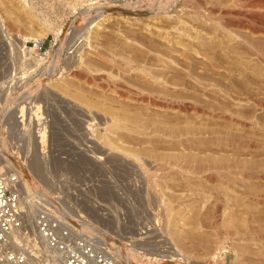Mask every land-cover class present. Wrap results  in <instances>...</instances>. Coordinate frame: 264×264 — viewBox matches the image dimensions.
I'll return each mask as SVG.
<instances>
[{"label": "rangeland", "instance_id": "rangeland-1", "mask_svg": "<svg viewBox=\"0 0 264 264\" xmlns=\"http://www.w3.org/2000/svg\"><path fill=\"white\" fill-rule=\"evenodd\" d=\"M136 1L110 3L135 6ZM210 1L215 7L225 6L222 1L202 0L205 7L213 5ZM18 2L0 0V79L22 70L17 38L44 39L47 62L56 64L63 59L62 75L49 79L52 84L44 87L40 102L44 104L47 132L26 140L30 157L38 155V163L45 169L35 175L36 168L28 162L41 184L56 188L61 180H73L88 217L109 238L111 234L127 246L126 264H264V129L255 121L264 119V106L244 98L223 102L202 90L217 89L228 96L232 85L226 81L230 75L212 72L201 54L215 56L216 67H223L221 72L228 67L263 79L264 66L249 57L219 52L217 32L203 27V10L199 12L192 2L180 12L170 9L168 16L157 20L151 18L148 8L120 6L124 11L107 16L89 41L85 38L86 22L82 17L76 20L82 8L80 0H34L36 20L23 12ZM178 42L189 52L179 48ZM193 49L203 53H192ZM183 54L190 59H182ZM76 58L80 61L73 64ZM229 79L240 86L238 78L231 75ZM135 94L156 97L165 107L136 102L132 98H137ZM192 105L203 114H194ZM235 113L247 122L244 128L237 126ZM115 115L123 119L130 116L129 120L144 122L150 132L163 135L105 132L104 126ZM228 115L234 116V122L225 119ZM97 131L108 133L115 148L98 141ZM127 150L141 154L143 166L153 163L150 167L173 166L175 170L169 172L171 177L155 180L158 188L151 190L142 176L143 167L126 155ZM163 197L170 200L169 213L161 205Z\"/></svg>", "mask_w": 264, "mask_h": 264}, {"label": "built area", "instance_id": "built-area-1", "mask_svg": "<svg viewBox=\"0 0 264 264\" xmlns=\"http://www.w3.org/2000/svg\"><path fill=\"white\" fill-rule=\"evenodd\" d=\"M28 1L34 5V0ZM80 3L76 20L82 17L85 29L89 18H107L113 6L148 8L145 0L135 6L110 0ZM17 41L22 70L8 76L0 87V264H126L127 246L105 240L106 231L83 210L73 180H61L56 188L42 184L31 195L26 191L22 176L31 159L26 140L47 132L40 102L56 61L47 62L46 40Z\"/></svg>", "mask_w": 264, "mask_h": 264}, {"label": "bare ground", "instance_id": "bare-ground-1", "mask_svg": "<svg viewBox=\"0 0 264 264\" xmlns=\"http://www.w3.org/2000/svg\"><path fill=\"white\" fill-rule=\"evenodd\" d=\"M18 1V0H17ZM225 2L224 3V7L223 8H218V6L217 7H215L214 6V4L211 2V4H213V5H208L207 7H205V5H204V3L202 2V0H145V3H146V5H147V7H148V9L150 10V13L149 14H151L150 16H151V18L152 19H154V20H157V19H155V18H158V17H161V16H168L169 15V12H170V9H175V10H177V11H179L180 10V8L181 7H184V6H186V4H187V6H188V4H189V2H192L191 4L196 8V9H198V11L199 10H203V17H205L204 19H203V17H201L203 20H206L205 22L203 21V23L202 24H204L205 23V26L203 25V27L204 28H206V30H215L217 33H216V36H217V38L219 39L218 40V48H219V52H221L222 54H238V55H241V57L242 56H244V57H249V58H252V60L253 59H255V60H257V62H259V63H257V64H259V66H260V64L261 65H263L264 66V0H217V1H215V2ZM137 2V1H136ZM210 2H208V3H210ZM214 2V3H215ZM206 3H207V1H206ZM205 3V4H206ZM18 4H19V8L23 11V12H25L26 14H28L29 16H31V18H33V19H37L38 18V15H36L35 14V12H34V7L32 6V4L31 3H29L28 2V0H19V2H18ZM217 4H220V3H217ZM221 4H223V3H221ZM138 5H142V4H138ZM207 5V4H206ZM221 6V5H220ZM128 8V7H127ZM134 8V10H136L135 8H138V9H141V7L140 6H136V7H131V8H129V9H133ZM192 8V7H191ZM237 8H240L241 10H237ZM124 9V8H123ZM122 8H120V6H113V7H111L110 8V16H111V14H114V13H116V14H119V13H121V12H123L124 10H123ZM242 9H244V10H242ZM146 10H147V8H146ZM128 11V10H127ZM132 12H134V11H132ZM176 12V11H175ZM180 12V11H179ZM199 12H201V11H199ZM109 13V12H108ZM178 13V12H177ZM183 13V12H182ZM108 16V15H107ZM182 16V15H181ZM180 16V17H181ZM194 16V15H193ZM200 16V15H199ZM179 17V16H178ZM199 18V17H198ZM39 19V18H38ZM83 19V18H82ZM177 19V18H176ZM106 21V16L104 17V15H101V16H99V17H96V18H89L88 19V24H87V26H86V30H85V32H86V39H87V41H89L91 38H92V34H93V32H94V30L96 31L98 28H100V26H101V24H99L100 22H102V21ZM104 21V22H105ZM199 21V20H198ZM156 22V21H155ZM200 22V21H199ZM179 23L180 24H182V21H179ZM201 23V22H200ZM157 24V23H156ZM182 25H184V24H182ZM85 29V28H84ZM49 30V29H48ZM200 30V29H199ZM204 30V29H203ZM207 31V32H208ZM52 32V31H51ZM215 33V32H214ZM200 34V33H199ZM85 35V34H84ZM83 35V36H84ZM209 35H211V34H209ZM213 36V35H212ZM208 37V36H207ZM209 38H210V36H209ZM215 38V37H214ZM213 38V39H214ZM216 38V39H217ZM202 39V38H201ZM24 40H28V39H26V38H24ZM30 40V39H29ZM33 40V39H32ZM35 40H41V39H35ZM200 40V39H199ZM199 40H198V42H199ZM215 40V39H214ZM195 41H196V39H195ZM204 43V42H203ZM214 43V42H213ZM199 44H201V43H199ZM177 46H179V48L181 47V48H183V49H186V51L185 52H189V50L187 51V48L184 46V44H182V43H180V42H178L177 43ZM197 46V45H196ZM209 47V46H208ZM207 47V48H208ZM217 48V49H218ZM190 49V48H189ZM215 50V49H214ZM193 52L192 53H199V51H198V49L196 50V49H193L192 50ZM204 51H207L206 49L204 50ZM216 51V50H215ZM184 52V53H185ZM200 52H202V51H200ZM209 52V51H208ZM203 53V52H202ZM201 54V53H200ZM207 54V53H206ZM210 54H211V52H210ZM184 55V54H183ZM203 57H204V59L205 60H203L204 62L203 63H205V65H207L206 67L208 68V66H209V69L212 71V72H216V74L218 73L219 75L221 74L222 76L224 75V74H226V76H227V74L228 75H232L234 78H238V84H240V86L242 85V88L243 89H241L240 88V86L238 87V85H237V81H236V84H235V82L233 83V82H231V80L229 79V77L226 79V81L227 82H229V85H232L231 87H230V95H224L223 93H221L220 91H218L217 89V91L215 90V89H208L207 87H203L204 89H202L201 87V89L202 90H207V92L208 93H210L209 95H211L212 94V98H217V99H222V101L223 100H225V101H227L228 99H232V98H234V99H238V98H241V101H242V98H244V100L246 99L247 101H251V103L253 102L254 104H256L258 107L260 106V107H263L264 106V78L263 79H260L259 77L258 78H256V77H253V76H247V75H243L242 74V72L241 71H238V70H234V69H232V68H230L231 69V71L230 70H228V67L226 68V71L224 70V72H221L220 71V69H222L221 67H220V69L218 68V67H216V66H218V65H216L215 64V62H216V59L214 58V57H211V56H208V55H205V54H201ZM237 55V56H238ZM189 56V55H188ZM188 56H181L182 57V59L183 58H185L186 60H189L188 59ZM213 56V55H212ZM232 56H234V55H232ZM232 56H230V57H232ZM236 56V55H235ZM179 57V56H178ZM222 57V56H221ZM225 57V56H224ZM227 57H229V56H227ZM229 57V58H230ZM184 59V60H185ZM192 59V58H191ZM219 59V58H218ZM250 60V59H249ZM254 60V61H255ZM54 61V60H53ZM79 61L80 60H78V58H76V59H74V61H73V64L75 63V64H78L79 63ZM192 61V60H191ZM228 61V60H227ZM251 61V60H250ZM185 62V61H184ZM221 62V61H220ZM57 63H59V62H57ZM54 64V70H55V73L53 74H51L50 75V77H52V76H54V75H62L61 73L62 72H58V73H56V70H57V65L58 64ZM232 63V62H231ZM196 64V63H195ZM199 64V63H198ZM222 64V63H221ZM229 64H230V61H229ZM190 65V64H189ZM189 65H187L186 64V66H189ZM183 66V65H182ZM184 66H185V64H184ZM234 66H235V64H234ZM234 66H232L233 68H234ZM237 66V65H236ZM262 66V67H263ZM190 67V66H189ZM195 67V66H194ZM182 68V67H181ZM200 68V67H199ZM239 68H240V66H239ZM238 68V69H239ZM204 69V68H203ZM208 69V70H209ZM179 70V69H178ZM208 70H207V72H208ZM209 70V71H210ZM63 71V70H62ZM177 71V70H176ZM183 71V70H182ZM203 71V70H202ZM244 71V70H243ZM181 72V71H180ZM192 72V71H191ZM205 72V71H204ZM200 73V72H199ZM244 73V72H243ZM194 74V73H193ZM208 74V73H207ZM248 74V73H247ZM58 75V76H59ZM144 75V74H143ZM196 75H198V74H196ZM9 75H6L5 76V78H4V80L8 77ZM175 76V75H174ZM198 76H200V75H198ZM212 76H214V75H212ZM256 76V75H255ZM144 77V76H143ZM173 77V76H172ZM176 77H178V76H176ZM209 77V76H208ZM224 77V76H223ZM261 77V76H260ZM60 78V77H59ZM206 78V77H205ZM214 78H215V76H214ZM139 79V78H138ZM140 79H141V77H140ZM144 79V78H143ZM146 79V78H145ZM51 80V79H50ZM52 80H53V78H52ZM51 80V81H52ZM148 80V79H147ZM146 80V81H147ZM204 80V79H203ZM222 80V79H221ZM224 80V79H223ZM233 80H235V79H233ZM149 81V80H148ZM225 81V82H226ZM154 82V81H153ZM148 83H150V82H148ZM201 83V82H200ZM2 84H3V81H2V79H0V87L2 86ZM50 84H52L51 82H50ZM50 84H48V85H50ZM192 84V83H191ZM205 84V83H204ZM227 84V83H226ZM199 85V84H198ZM194 86V85H193ZM197 86V85H196ZM195 87V86H194ZM210 87V86H209ZM215 87V86H214ZM225 87H227V86H225ZM123 88V87H122ZM183 88V87H182ZM200 88H197V89H199L200 90ZM217 88V87H216ZM228 88V87H227ZM240 88V89H239ZM196 89V90H197ZM229 89V88H228ZM125 90V89H124ZM195 90V91H196ZM208 90H212V91H208ZM215 90V91H214ZM133 91V90H132ZM177 91V90H176ZM201 91V90H200ZM229 91V90H228ZM128 92V91H127ZM134 92V91H133ZM150 92V91H149ZM152 92V91H151ZM192 92V91H191ZM203 92V91H202ZM223 92V91H222ZM125 93V92H124ZM132 93V92H131ZM145 93V92H144ZM208 93H204V94H208ZM225 93V92H224ZM119 94V93H118ZM117 94V95H118ZM134 94V93H133ZM133 94H131V95H133ZM155 94V93H154ZM181 94V93H180ZM195 94V93H194ZM197 94V93H196ZM226 94H227V92H226ZM122 95L124 96V94L122 93ZM125 95H127V93L125 94ZM130 95V94H129ZM129 95H128V97H129ZM136 95V99H134V97H132L133 98V100H135L136 102L138 101V102H142V103H146V104H148V105H150V106H153V107H161V108H164L163 107V104H161V106H160V104L158 103V101H157V99L158 98H156V97H150V96H148V95H145V94H135ZM134 95V96H135ZM150 95V94H149ZM156 95V94H155ZM188 95V94H187ZM198 95V94H197ZM154 96V95H153ZM178 96V95H177ZM193 96V95H192ZM121 97V96H120ZM188 97H189V95H188ZM187 97V98H188ZM195 97V96H194ZM197 97V96H196ZM129 98H131V97H129ZM179 97H177L176 99H178ZM186 98V97H185ZM214 98V99H215ZM166 99V98H165ZM179 99H181V98H179ZM204 99V98H203ZM130 100H132V99H130ZM200 100V99H199ZM240 100V99H239ZM165 101H167V99L165 100ZM160 102V101H159ZM168 102V101H167ZM224 102V101H223ZM228 102V101H227ZM163 103V102H162ZM166 102H164V104H165ZM173 103V102H172ZM178 103V102H177ZM180 103V102H179ZM197 103V102H196ZM230 103V102H229ZM139 104V103H138ZM184 104V103H183ZM186 104V103H185ZM220 103H218V105H219ZM253 104V105H254ZM174 105H177V104H174ZM182 105V104H181ZM199 105V104H198ZM167 106V105H166ZM170 106V105H169ZM188 106H190L189 104H188ZM201 106V105H200ZM193 107V105L190 107V108H192ZM219 107V106H218ZM248 107H249V105H248ZM183 108V107H182ZM185 108H186V106H185ZM185 108H184V110H185ZM188 108V107H187ZM198 108V107H197ZM196 108V106H194L193 107V111H194V114L195 113H200L201 111L199 110V109H197ZM220 108V107H219ZM177 109V108H176ZM179 109V108H178ZM205 109V108H204ZM225 109V108H224ZM184 110H182L181 109V111H184ZM187 110V109H186ZM203 110V109H202ZM215 110V109H214ZM221 110V109H220ZM257 110H258V108H257ZM261 110V109H260ZM166 111V110H165ZM204 111H206V110H204ZM213 111V110H212ZM229 111V110H228ZM175 112H176V110H175ZM237 112V111H236ZM243 112H245V111H243ZM109 113V112H108ZM111 113H113V111L111 110ZM219 113H220V111H219ZM224 113V112H223ZM118 114V113H117ZM126 114V113H125ZM200 114H203V113H200ZM213 114V113H212ZM218 114V113H217ZM232 114V113H231ZM230 114V115H231ZM239 114V113H238ZM247 114V113H246ZM245 114V115H246ZM109 115V114H108ZM114 115V114H113ZM112 115V116H113ZM122 115V114H121ZM210 115V114H209ZM225 115V114H224ZM227 115V114H226ZM234 115V114H233ZM232 115V116H233ZM241 115V114H240ZM249 115V114H248ZM255 115V114H254ZM258 115V114H257ZM93 116V115H92ZM111 116V117H112ZM123 116H125L124 114H123ZM207 116V115H206ZM211 116V115H210ZM235 116H236V118H235V121H236V124H237V126L239 125L240 127H243L244 125L246 126V124H247V122H245V120H243L242 118H239V117H237V114L235 113ZM239 116V115H238ZM127 117V116H126ZM130 116H128V118H125V119H123V118H120V115L119 116H117L116 117V115H115V117H112L111 118V121H110V124H108V123H106V124H108L107 126H104V128L103 129H105V127H106V129L104 130L105 132H108V131H110L111 129H113L114 131L116 130L117 132L119 131V133H120V131L122 132V133H129V135L130 134H137V135H141V137L142 136H147V135H152V136H161L162 137V135L163 134H160V133H158V132H150L149 131V126H147V124H145L144 122L142 123V122H138L137 120V122H135V120H129L130 118H129ZM215 117V116H214ZM218 117V116H217ZM220 117H222L221 119H222V121H223V119H224V117H223V114H222V116H220ZM234 117V116H233ZM232 117V118H233ZM242 117H243V115H242ZM261 117V116H260ZM109 118V117H108ZM228 119L229 120V118H231V116L229 117V115L227 116V117H225V119ZM231 118V120H233ZM246 118V117H245ZM253 118H255L254 116H253ZM259 118V117H258ZM258 118H255V121H256V124H259V127L260 128H263L264 129V119L261 121H259V119ZM98 119V118H97ZM131 119H132V117H131ZM139 120V119H138ZM230 120V121H231ZM248 120V119H247ZM252 120V119H251ZM97 121V120H96ZM140 121V120H139ZM146 121V120H145ZM108 122V121H107ZM233 122H234V120H233ZM248 122H250V121H248ZM253 122V121H252ZM147 123V122H146ZM151 123V122H150ZM255 123V122H254ZM102 124V123H101ZM255 124V125H256ZM149 125V124H148ZM231 125V124H230ZM255 125H254V127H255ZM103 126V125H102ZM257 126V125H256ZM253 127V126H252ZM244 128V127H243ZM108 129H110V130H108ZM155 129V128H154ZM153 129V130H154ZM234 129V128H233ZM238 130V129H237ZM112 131V130H111ZM110 131V132H111ZM157 131V130H156ZM159 131V130H158ZM224 131V130H223ZM100 132V131H99ZM221 132V131H220ZM244 132V131H243ZM94 133V132H93ZM97 134H98V131L96 132ZM96 133H94V134H96ZM112 133V132H111ZM211 133H213V132H211ZM233 133V132H232ZM246 133V132H245ZM91 134V133H90ZM100 134V135H99ZM98 135L99 136H97V135H95V136H97V140L98 141H100L101 143H103L104 145H106V146H109L110 147V149H114L115 148V144H113V142L108 138V133H104L103 134V132H102V135H101V133H99ZM166 134V133H165ZM214 134V133H213ZM224 134V133H223ZM227 134V133H226ZM225 134V135H226ZM231 134V133H230ZM235 134L237 135V132H235ZM234 134V135H235ZM240 134V133H239ZM119 135V134H118ZM211 135V134H210ZM228 135V134H227ZM241 135V134H240ZM88 136V135H87ZM86 136V137H87ZM90 136V135H89ZM92 136H94V135H92ZM168 136V135H167ZM214 136V135H213ZM221 136H223V135H220V137ZM129 137V136H128ZM151 137V136H150ZM218 137V136H217ZM229 137V136H228ZM131 138V137H130ZM147 138H149V137H147ZM152 138V137H151ZM154 138V137H153ZM172 138V137H171ZM208 138H209V136H208ZM221 138H224V137H221ZM227 137H225V139H226ZM94 139V138H93ZM95 139H96V137H95ZM94 139V140H95ZM115 139V138H114ZM117 139H119V138H117ZM145 139V138H144ZM156 139V138H155ZM201 139V138H200ZM210 139V138H209ZM217 139V138H216ZM232 139V138H231ZM88 140V139H87ZM168 140V139H167ZM152 141V140H151ZM154 141V140H153ZM227 141V140H226ZM229 141V140H228ZM237 141H239V140H237ZM242 141V140H241ZM159 142V141H158ZM219 142V141H218ZM233 142V141H232ZM245 140H244V144H245ZM95 143V142H94ZM216 143V142H215ZM234 143H236V142H234ZM233 143V144H234ZM238 143V142H237ZM242 143V144H243ZM247 143V142H246ZM252 143V142H251ZM96 144V143H95ZM117 144V143H116ZM156 144V143H155ZM222 144V143H221ZM225 144V143H224ZM240 144L241 143H239V146H240ZM241 144V145H242ZM243 144V145H244ZM253 144H254V142H253ZM253 144L252 145H250L251 147L253 146ZM232 145V144H231ZM248 145V144H247ZM247 145H244V146H247ZM258 145V144H257ZM117 146V145H116ZM122 146V145H121ZM118 148H120L119 146H117ZM95 148V147H94ZM101 148V147H100ZM118 148H117V150H118ZM30 149V148H29ZM97 149V148H96ZM121 150H122V148H120ZM123 150H125V149H123ZM28 151V150H27ZM29 151H31V150H29ZM93 151V150H92ZM98 151V150H97ZM94 152V151H93ZM96 152V151H95ZM102 152V151H101ZM100 152V153H101ZM105 152V151H104ZM114 152V151H113ZM127 154L126 155H128L130 158H133L135 161H139V163H140V165H141V167H143L141 170H142V176L144 177V180L146 179L147 181H148V183H149V188L151 189V190H156L158 187H157V185L155 184V180H158L159 178L161 179H165V178H167V176H168V174H169V172L172 170V172H173V170H175L174 169V167L173 166H171V167H166V168H164L163 166L162 167H150V166H153L152 164H150V163H148V166H146V164H145V166H143L142 165V155L140 156L138 153H136V152H134V150L132 151V150H127V151H125ZM137 152H139V151H137ZM117 153V152H116ZM141 153V152H140ZM106 154V153H105ZM125 154V153H124ZM143 154V153H142ZM112 155H114V154H112ZM30 156V155H29ZM38 156V155H37ZM37 156H34V158H32L31 157V159L29 160V161H31L32 163H33V166H34V168H36V174L35 175H37V173H42V170H45V169H42V166L40 165L41 163H38L39 161L37 160ZM103 156H101L100 157V160H102L103 158H102ZM107 157V156H106ZM117 158V157H116ZM119 158V157H118ZM128 158V157H127ZM81 159V158H80ZM105 159V158H104ZM112 159V158H111ZM115 159V158H114ZM121 159V158H120ZM122 159H124V158H122ZM121 159V160H122ZM145 159H148L147 157L145 158ZM79 160V159H78ZM115 160H117V159H115ZM82 161V160H81ZM91 161V160H90ZM133 161V160H132ZM147 161V160H146ZM110 162V161H109ZM125 162V161H124ZM148 162V161H147ZM152 162H155V161H152ZM158 162V161H157ZM90 163V162H89ZM104 163H106V162H104ZM128 163V162H127ZM94 164V163H93ZM135 164H137V163H135ZM155 164V163H154ZM29 165V164H28ZM32 165V164H31ZM44 165V164H43ZM91 165V164H90ZM95 165V164H94ZM113 165V164H112ZM102 166V165H101ZM106 166V165H105ZM115 166V165H114ZM113 166V167H114ZM125 166V165H124ZM139 166V165H138ZM176 166V165H175ZM127 167V166H126ZM140 167V166H139ZM178 167V166H177ZM137 168V167H136ZM139 169V168H138ZM208 169V168H207ZM206 169V170H207ZM210 169V168H209ZM96 170V169H95ZM140 170V171H141ZM221 170V169H220ZM177 171V170H176ZM208 171V170H207ZM47 172V171H46ZM139 172V171H138ZM175 172V171H174ZM206 172V171H205ZM210 172V171H209ZM217 172V171H216ZM44 173L45 172H43V176H44ZM171 173V172H170ZM219 173V172H218ZM174 174V173H173ZM176 174V173H175ZM174 174V175H175ZM179 174V173H178ZM203 174V173H202ZM34 175V172H33V170H32V167H25V170H24V172H23V179L25 180V184H26V191H27V193L29 194V195H31V194H33V192L35 193L36 192V190L37 189H39V187L42 185L41 184V182L37 179L38 177H36ZM39 175V174H38ZM40 176H42V174L40 175ZM47 176V175H46ZM170 176V175H169ZM168 176V177H169ZM180 176V175H179ZM219 176V175H218ZM48 177V176H47ZM142 177V178H143ZM171 177V176H170ZM159 179V180H160ZM183 179V178H182ZM209 179V178H208ZM216 179V178H215ZM38 180V181H37ZM46 180V179H45ZM209 182H218V180H208ZM220 182V181H219ZM226 182V181H225ZM222 183V182H221ZM227 184V183H226ZM195 186V185H194ZM196 187V186H195ZM235 187V186H234ZM192 190H194V189H192ZM246 192V191H245ZM244 192V193H245ZM247 195V194H246ZM262 195V194H261ZM255 196V195H254ZM252 197V196H251ZM256 197V196H255ZM264 197V196H263ZM30 198V196L29 197H26V200H28ZM164 199H166L165 197H163V204H162V202H161V205H164L163 207L165 208V210H166V212L167 213H169L168 211H169V209L171 210L172 209V207L169 205V203H170V200L167 202V201H164ZM219 200V199H218ZM171 204V203H170ZM170 207V208H169ZM171 212V211H170ZM217 212V211H216ZM217 214H218V212H217ZM104 238H105V240H107V241H109V242H111V244H117V245H121V244H123L122 242H120V240H118V239H116L115 237H113V236H111V234H110V238H109V235L108 234H106L105 233V236H104ZM221 260V259H220ZM219 261V260H218ZM217 261V262H218ZM221 262V261H220ZM127 264H129V263H127Z\"/></svg>", "mask_w": 264, "mask_h": 264}]
</instances>
